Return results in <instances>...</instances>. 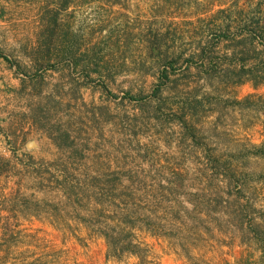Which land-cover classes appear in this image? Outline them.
<instances>
[{
    "label": "rangeland",
    "instance_id": "rangeland-1",
    "mask_svg": "<svg viewBox=\"0 0 264 264\" xmlns=\"http://www.w3.org/2000/svg\"><path fill=\"white\" fill-rule=\"evenodd\" d=\"M53 1L0 264H264V0Z\"/></svg>",
    "mask_w": 264,
    "mask_h": 264
},
{
    "label": "crops",
    "instance_id": "crops-1",
    "mask_svg": "<svg viewBox=\"0 0 264 264\" xmlns=\"http://www.w3.org/2000/svg\"><path fill=\"white\" fill-rule=\"evenodd\" d=\"M140 1L141 7L148 2ZM60 10L61 7L55 5L53 0H0V93H5L9 88H17L20 86V78L30 75L29 71L26 72L29 69L14 65L11 52H20L17 49L24 48L22 59L31 65L30 57H35L40 46V33L46 29L47 13ZM28 67L31 72H38L35 67ZM35 130L36 126L32 123L22 121L12 111L0 107V238L6 237V227L11 226L9 223L19 221L21 193L25 192L26 198L31 200L30 185L24 189L25 184L20 181V170L14 172L12 169L21 167L14 160L16 157L30 154L27 146L32 140L29 136ZM32 194L35 200V188ZM3 248L0 246V249Z\"/></svg>",
    "mask_w": 264,
    "mask_h": 264
},
{
    "label": "trees",
    "instance_id": "trees-1",
    "mask_svg": "<svg viewBox=\"0 0 264 264\" xmlns=\"http://www.w3.org/2000/svg\"><path fill=\"white\" fill-rule=\"evenodd\" d=\"M251 81L253 82V86L257 89L260 86H264V81H258L257 79H251ZM241 84H243L242 82H240Z\"/></svg>",
    "mask_w": 264,
    "mask_h": 264
},
{
    "label": "water",
    "instance_id": "water-1",
    "mask_svg": "<svg viewBox=\"0 0 264 264\" xmlns=\"http://www.w3.org/2000/svg\"><path fill=\"white\" fill-rule=\"evenodd\" d=\"M37 147H38V145H37L36 142H31V143H29L28 146H27V148H28L29 150L35 149V148H37Z\"/></svg>",
    "mask_w": 264,
    "mask_h": 264
}]
</instances>
